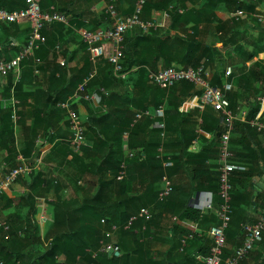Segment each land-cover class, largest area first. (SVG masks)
I'll list each match as a JSON object with an SVG mask.
<instances>
[{
    "label": "trees",
    "instance_id": "obj_1",
    "mask_svg": "<svg viewBox=\"0 0 264 264\" xmlns=\"http://www.w3.org/2000/svg\"><path fill=\"white\" fill-rule=\"evenodd\" d=\"M120 1H126L130 6L129 10L132 11L138 0H111L110 3L116 7L118 12V4ZM188 1L192 4L197 3L195 0H149L147 2L148 4L143 9L142 18L144 19V14L147 13L150 19V14L153 10L165 11L168 13V24L165 27H158L156 30L151 29L148 32H144L140 27H136L127 35L124 42V58L121 61L123 70L115 75L113 66L105 57L97 60L96 64L93 66L88 51V61L91 65L89 68L90 70L88 69L82 75H80L82 71H79L77 74L73 71L72 76L75 75L72 77L71 81L76 79L77 82L75 84L70 82L66 86H63L58 97H54L51 105L57 107L62 112H67L65 109L61 108L62 103L66 102L75 94L78 87L91 75L90 71L96 67V74L86 84L85 91L90 95L99 93L97 89V86H99L108 90L109 95L106 96L102 94L100 103H96L92 98L85 101L81 95V104L84 105V108L88 112H91L87 121H85L87 129L85 136L86 134L88 135V131L92 132L91 130H95V128H97L96 126L108 124V119H110L111 116L110 112H118V115L114 118V123L120 128L114 134L112 142V138H109L106 133L100 131L106 137L107 142L103 140L102 142L107 147L108 151L105 150V156L103 160L99 162L96 171V175L98 176V190L96 195L84 198L81 205L77 208L67 209L65 212L54 214V223L53 226L47 230V236L41 235L42 229L38 225L34 227L33 230H31V238L35 248L31 246L32 250L29 254H25V258L28 259L27 264H61L62 262L65 264H168L163 260L152 261L150 259L149 249L144 242V237H146L144 235L147 233L144 234V232L156 225L158 221L156 210L162 207L167 209L168 205L172 203L175 197L176 190L173 188L172 193L163 199L164 201L159 200V195L164 190L160 182L165 173L163 171V163L168 160H171L173 163L174 159L177 157L172 150L173 147H176L173 140L176 129L184 126V123L187 121L193 123L189 118H183V111L181 108L185 103V98L193 95L201 96L202 91L197 90L194 84L187 81H182L172 87L161 88L149 82V74L151 72H159L170 67L197 69L203 66L206 73H208L209 70L211 75L210 77L207 76V79L209 77L211 85L218 88L226 95L230 108L234 114L237 115L241 112L242 104L248 107L246 119L244 122L235 121L231 134V146L234 145L241 149L236 156L239 157V159L240 156L243 158L249 156L251 159L257 157L256 160L264 163V145L259 139V135L264 132H259L248 123V121L254 119L264 121V108H262L260 102V98L264 96V59H260V55L264 53V19H260L257 16V14H259L257 8L264 4V0H206L204 5L201 7L199 6L200 8H189L186 3ZM46 3L47 7H45ZM56 3H58L57 6L55 5ZM62 3L65 5H63L64 7H62V5L59 6V0H57V2L56 0H41V8L44 12H58L64 14L67 18H70L69 24L83 15L77 14V2L74 0ZM221 4H225L228 12L224 13L218 11L217 7ZM54 5L55 8L51 9V6ZM26 7V0H0V9L9 12L20 11ZM237 12L240 13L241 16L236 21V18L233 19L231 15ZM86 14L92 15L94 18L92 32L108 30L112 27V18L107 9L100 17L89 10ZM70 16H73L74 20H72ZM144 20L147 19L145 18ZM56 23L58 22L46 25L42 33L44 34L47 27ZM212 23H216L217 30L226 33L227 36H213L212 40H208L211 42L210 43L202 37L203 35L201 34L200 28L205 26V28H207ZM9 26L10 28L17 29L19 24L15 23ZM239 37L242 42L237 44L236 40ZM9 41L8 38L0 39V45L10 46ZM232 42H234L232 45L238 53L239 62H235L237 55H231L232 53L225 51L226 47ZM49 44L48 40H46L35 53H39ZM87 46L86 44V48ZM26 65L31 66L33 70L35 58H25L20 68L24 71V66ZM227 66L231 68V74L228 77L226 76ZM132 71L137 73V79L133 86H131L132 78L128 77ZM57 73L61 74L62 72L58 71ZM121 75L124 76L122 77ZM227 85H231V88L227 89ZM23 87L24 75L22 73L20 82L15 86V92L20 89L25 90ZM91 92L93 93L91 94ZM239 100H241V102ZM79 106V104L73 106V109L77 110V113L79 112ZM161 106L165 108V117L162 119L165 123V130L161 132L160 130L151 129L149 131L151 135L149 140H146L138 146V148L133 147L132 141L135 136L138 135L140 128L144 125L142 123L145 122L149 127L153 124L152 118L148 116H145L146 118L143 120L134 122L135 116L147 110L155 111ZM50 109L51 108L46 112L48 113L46 117L52 114V110ZM98 112H101V114ZM125 112H127V115ZM191 112L217 111H215L212 106H205L203 110L196 107ZM200 117L203 120V124L199 126L197 121H195L191 135L189 134L188 136V133L184 134L180 132L181 139H179V136L178 139L180 140L179 146L182 151L188 152L187 150L190 148L193 140L199 137L202 139L204 133H206L205 126L207 118H205L203 114H201ZM48 123L49 125L44 129L45 134L51 140L56 139V135H51V131L48 130L49 128L53 129L55 125L50 121ZM69 125L70 123L63 124L65 128ZM198 126L201 135L196 132ZM37 128L39 127H36V129ZM53 130L56 133L55 128ZM211 131L218 132L219 129L212 126L208 132L210 133ZM125 132L129 133L127 148L130 152L139 151H136L134 160L139 159L138 156H141V154L142 156L145 154L149 162L153 163L152 166L156 164L160 167V177L158 180L149 182L148 188H146L143 194H140L138 198L131 197V199L126 201L127 203L122 201L126 203L128 208H136V211L131 212L126 210L123 213L115 214L112 210L113 206L109 204L110 200L107 196V192L114 183L118 184L122 190L125 189L127 183L126 174L129 172L124 168L128 158L126 153L127 149L125 147L126 143L123 138ZM163 132H165V138L161 136ZM153 134H155V136H152ZM223 134L224 131H221L220 134H218V138L221 139ZM58 136L69 143L67 136ZM155 137L157 139H153ZM95 141L96 138L94 137V143ZM98 147L99 150H96L93 145L91 150L94 152L104 151L100 150V145ZM161 147H163L164 150L163 155H161L162 157L159 151ZM86 149L89 148L83 147V152ZM244 151L248 154L244 153ZM46 157L47 156H45V158L43 157V160H45ZM259 165L260 164H258L257 167L251 168L253 174L259 171H261L260 174L264 173V168ZM261 168L263 170H261ZM109 171H111L112 174L109 175ZM206 171L209 172V169L206 168ZM236 172L237 171H235L232 176H234ZM193 173L195 176L191 181L192 186L182 199L183 206L180 207V210L174 211L171 209L172 214L177 216L178 224L189 215V207L186 206V204L193 193L203 188H209L203 187L202 183L211 181L213 183L212 189L218 190L220 188L217 174L209 172L205 179L198 180L200 176L198 170H193ZM121 174H123V176L122 179L119 180L118 177ZM82 177V175L78 176L76 184L82 180ZM34 180L35 179H33V181ZM232 180L233 178L231 179L233 185ZM86 185L85 183V186ZM85 186L79 187L85 189ZM62 190L63 185L58 181L55 185V191L59 193ZM4 196L5 195H3V197ZM59 200L60 198H58V201ZM52 205L57 206L58 204L56 202ZM149 206L152 208L153 213L151 221L138 218L130 228H127L130 219L138 215L142 207ZM201 214V212L195 211L194 216L191 218L197 219V216L201 217ZM103 220L104 223L102 222ZM114 225L118 228L115 232L112 231ZM177 228L178 226H175L173 232ZM109 231L112 232V234L107 237ZM228 231V229L225 231L226 240H228ZM239 232L243 237L245 228L239 229ZM179 233V237H177L176 233L173 234V243L169 254L182 249V242L184 239H188L189 232L187 233L186 231L180 230ZM6 234L5 227L0 225V257L7 264H17L18 261L22 263L23 254L20 253V255H18V253L22 251L23 247L26 248L28 245L22 246L21 244L20 246H16L19 252L16 250L9 256L13 240L11 233H9V240H6ZM26 235V238H28V231H26ZM41 237L42 239L47 238L46 246L43 244L42 240L40 243H34V239L39 242ZM262 242H264V238ZM242 243L243 242L239 243L237 247ZM108 244H111L112 248L119 252V255L114 253L109 255V250L105 251ZM185 249L186 248H184L183 251H185ZM101 250H104V252ZM101 253H104L103 256H100ZM225 253V257H230L226 250ZM252 253L253 252H251V254ZM204 254H209V247L206 248ZM189 256L190 255L186 252L185 256L181 255L180 258H188L192 261V258ZM58 258L60 259L58 260ZM193 263L198 264L197 261Z\"/></svg>",
    "mask_w": 264,
    "mask_h": 264
},
{
    "label": "crops",
    "instance_id": "obj_2",
    "mask_svg": "<svg viewBox=\"0 0 264 264\" xmlns=\"http://www.w3.org/2000/svg\"><path fill=\"white\" fill-rule=\"evenodd\" d=\"M67 1L69 0H59V6L62 5V7H64L65 5L62 2L65 3ZM74 1L77 2V14L83 15L75 20L73 16H70L74 21H71L72 23L68 25H63L61 22H58L45 29L43 35L46 36L50 44L44 47L39 53L30 56L32 59L38 58L41 60L40 63H37L35 60V66H33L34 71L31 66L26 65L24 66V71L21 68L19 72H11L6 77L0 76V179H2L9 171L20 165L23 160L31 161L33 159L34 154L36 151L38 153L40 147L37 145L39 137H43L45 140L44 150L46 152L44 158L47 156L34 172L35 174L21 176L16 184H14L0 200V220L9 228L8 230H5L7 233L6 240H9V233H11L13 240L9 256L17 250L18 247L16 246H20L21 244L22 246L28 245L26 248L23 247L21 252L17 250L19 252L18 255H20V253L23 254L22 263H20L21 261H18L17 264H27L28 259L25 258V254H29L32 247L35 248L31 238V230H33L34 227H37L38 225L42 229L41 235L47 236V230L52 227L54 223V214L65 212L67 209L77 208L81 205L84 198L96 195L98 190V176L96 175V171L99 162L103 160L105 156V150L108 151L107 147L102 142V140L107 142L106 137L100 131L106 133L109 138H112V142L114 134L120 128L114 123V118L118 115V112H110L111 116L110 119H108L109 123L96 126L97 128L91 130L92 132L88 131V135L86 134L85 136V144L79 151H76L71 144L73 134L70 125L66 128L63 126L65 123H70L67 112H62L57 107L51 105L54 97H58L63 86H66L70 82L72 84L77 82L76 79L71 81L72 77L75 75L72 76L73 71L76 72V74L79 71H82V73H80V75H82L91 67L88 61V46L86 48V43L82 35L85 32H92L91 30L94 27V18L92 15L86 14L87 11L89 10L100 17L107 9V3L111 4V0ZM195 1L197 2L196 4H192L189 1L186 3L189 8H200L206 3V0ZM57 4L58 3L55 5L57 6ZM55 5L51 6V9L55 8ZM45 7H47V3ZM129 7L130 6L126 1H120L118 4L120 15L124 18L129 17L134 13L135 7L134 10L131 9L132 11L129 10ZM217 9L220 12H228L225 4L219 5ZM257 10L259 12L257 16L260 19H263L264 4L258 7ZM237 13L231 15L233 19L236 18ZM145 18L147 19L145 21L155 20L159 27H165L168 24V13L165 11L153 10L150 14V19L147 13L144 14V19ZM69 19L70 18H68V20ZM237 20L238 19L236 18V21ZM18 24V28L15 29L10 28L8 24H4L0 21V39L8 38L10 40V46L0 45V61H11L16 59L19 53L23 50L22 48L24 45L27 44L29 40L32 33V23L23 22ZM216 26V23H212L207 28H205L206 26L200 28L201 34L203 35L202 37H204L207 42H210L208 40L213 36H227L226 33L218 31ZM236 42L237 44L242 42L240 37ZM233 43L234 42L228 45L225 51L232 53L231 55H237L235 62H239V56L235 47L232 45ZM58 46H62L60 51L57 49ZM62 60L66 61L65 66L61 65ZM96 62L91 60L93 66ZM95 68L96 67L90 71V74L94 73V76L96 74ZM58 71H61L62 73H57ZM229 71H231V68L227 66V77L231 74H228ZM22 73L24 75L23 88L25 90L20 89L15 92V86L20 82ZM56 73L57 75L55 76ZM207 75L209 77L211 75L209 70ZM121 76L123 77L124 75ZM128 77L132 78L131 86H133L137 79V73L132 71ZM230 88L231 85H227V89ZM97 89L99 90V93L92 94L93 92H91L92 95L87 93L84 89L82 92V98L86 101L91 98L93 99L95 94L100 96H102V94H105L106 96L109 95L108 90L99 86H97ZM196 89L201 91L197 86ZM200 97L201 96L193 95L185 98V103L181 108L183 111V118H189L193 123L187 121L184 123V126L176 129V132L174 133L175 135L173 136L176 147H173L172 150L177 157L174 159L173 163L171 160L163 163V171L165 173L160 182L162 189L164 190L160 193L159 200L164 201L163 199L172 193L173 188H175L176 193L172 203L168 205L167 209L162 207L156 210L158 219L156 225L150 230L148 229L144 232V234L147 233L144 235L146 236L144 237V242L147 244L150 252V259L152 261L163 260L168 264H194L193 262L197 261L199 264L201 258L207 256L204 254L207 247H209L210 251L211 240L208 236L209 229L213 226H218L221 223L218 216V210L222 201L219 197V189H212L213 183L211 181L202 183L203 187L209 188H203L193 193L186 204V206L189 207V215L181 220L179 224L177 223V216L171 212V209L174 211L180 210V207L183 206V196L189 191L192 186L191 181L195 176L193 170H198V173L200 174L198 180L205 179L209 172L215 173L219 176L218 168L221 139L218 138V134H220L221 131H225L224 119L221 112L214 108L213 109L217 112H191L196 107H199L201 110L205 109ZM80 100L74 102L73 106L75 104L80 105L78 115L85 126V121H87L91 112H88L84 108V105L81 104ZM239 101L241 102V100ZM161 107L165 110L163 106ZM49 108H51L50 110H52V114L47 116L49 118L48 120L46 117L48 113L46 112H48ZM262 108H264V100L262 101ZM157 110H147L150 112V116L148 117L152 118L153 124L149 127L145 122L142 123L144 125L140 128L138 135L135 136L132 141L133 147L138 148V146L146 140H149L151 136L149 131L151 129L160 130L161 132L165 130V123L162 120L165 117V112L164 117L161 118L156 116ZM247 111L248 107L242 104L241 112L238 114L239 119L237 121L244 122L241 116L243 112L247 113ZM145 112L138 113L135 116L134 122L146 118ZM98 113L101 114V112ZM125 113L127 115V112ZM14 114H16L17 119L13 118ZM201 114L207 118L205 126L206 133H204L202 139L199 137L193 140L190 148L187 150L188 152L182 151L179 146V139H181L180 132H183L184 134L188 133V136L189 134L191 135L195 121H197L199 126L203 124V120L200 117ZM49 121L55 125L54 128L56 133L53 130L54 128H49L48 130L51 131V135H56V139L51 140L45 134L44 129L49 125ZM158 122L164 126L158 127ZM199 126L196 130L197 133H199ZM212 126H215L219 131H211L209 133L208 131ZM36 127L39 128L36 129ZM86 130L85 126V132ZM164 133L165 132L162 133V137H164ZM58 135L61 137L67 136L69 143L64 139L59 138ZM199 135L201 134L199 133ZM152 136H155V134ZM94 137L96 138L95 143ZM123 138L126 143L125 147L128 155L124 167L129 172L126 174L127 183L124 190H122L118 184L114 183L111 189L107 192V196L110 200L109 204L113 206L112 210L115 214L123 213L126 210L131 212L136 211V208H128L126 206V201L131 199V197L138 198L139 195L143 194L146 188H148L149 182L152 180H158L160 177V167L156 164L152 166L153 163L149 162L145 154H143V156L141 154V156H138L139 159L134 160L136 151L138 150L130 152L127 148V142L129 140L128 132L123 134ZM153 139L157 138L155 137ZM259 139L264 145V133L259 135ZM93 145L96 150H99L98 146L100 145V150L104 151L94 152L91 150ZM83 147L89 149H86L83 152ZM232 149L235 153V160L239 163L240 169L237 170L234 176H232V219L227 228L229 231L225 248L228 252V256H231L237 245L243 242L244 234L242 237V235L239 234V229L255 225L260 218L264 205V173L260 174L261 171H259L254 172L253 174L251 171V168L257 167L258 164H260V167L264 168V163L256 160L257 157L251 159L249 156L244 158L240 156L239 159L236 154L240 152L241 149L234 145H232ZM159 151L160 156L163 155V147H161ZM244 153L248 154L245 151ZM206 168L209 169V172L206 171ZM262 168L261 170H263ZM110 174H112L111 171H109V175ZM79 175H82L83 177L78 184L79 186H85L86 183L87 185L85 186V189H81V187L76 184ZM122 176L123 174L119 175L118 179H122ZM33 179L35 180L33 181ZM58 181L63 185V190L59 193L55 191V185ZM168 183L172 187V191L168 196L162 198L161 195L167 188ZM201 191L212 192L214 200L213 209L201 212L194 207L195 197L198 192ZM58 198H60L59 201ZM122 201H125L126 203H123ZM56 202L58 205L53 206L52 204ZM142 208H147L150 213L153 214L150 206ZM140 210L138 214L140 213ZM195 211L201 212V217L196 215L197 219L191 218L194 216ZM175 226H178V230L176 229L173 232ZM180 230L186 231L187 233L189 232V235L195 233L197 236H195L194 239H184L186 241L185 244L182 242L183 248L169 254L173 243V234L176 233L177 237H179L178 234H180ZM26 231H28V238H26ZM41 240L46 246L47 238L42 239L41 237L39 242L34 239V243H40ZM107 248H109V255H112L113 253H110V250L114 249L112 248V245L108 244ZM184 248H186L185 251H183ZM101 251L104 252V250ZM186 252L190 255L189 257L192 258V261L188 258H180L181 255L185 256ZM103 254L104 253H101L100 256H103ZM225 255L226 253H224V256ZM241 264H264V242L256 244L253 253L245 258Z\"/></svg>",
    "mask_w": 264,
    "mask_h": 264
},
{
    "label": "built area",
    "instance_id": "obj_3",
    "mask_svg": "<svg viewBox=\"0 0 264 264\" xmlns=\"http://www.w3.org/2000/svg\"><path fill=\"white\" fill-rule=\"evenodd\" d=\"M108 1V0H107ZM149 0H138L133 15L129 17H123L119 14L116 7L113 4L107 3V10L112 18V27L108 30H100L98 32H85L83 33V39L88 45V51L91 56V60L96 62L100 58H107L108 62L113 66L115 74H119L123 67L121 61L124 58V42L127 35L136 27H140L144 32H148L151 29H157L159 25L155 20L145 21L142 18L143 9ZM27 7L20 11L9 12L4 9H0V21L4 24H15L30 22L32 23V33L29 40L23 50L19 53L18 57L11 61L0 62V76L6 77L11 72H19L21 69V63L25 58L35 55V51L40 49L41 45L47 40L46 36L43 35L42 31L46 25L53 24L54 22H61L68 25L69 20L64 14L54 12H44L41 8V0H26ZM240 13H237L236 18L240 17ZM57 49L60 51L61 47ZM37 63L41 60L35 58ZM62 66L66 65V61L62 60ZM231 71L228 72V74ZM94 76L92 73L86 78L81 84L76 93L66 102L62 103L61 108L65 109L68 114L70 121V128L72 130L71 144L74 150L79 151L80 148L85 144V126L83 121L79 118V115L75 109H73V103L81 99L82 92L85 89L86 84ZM207 73L203 66L193 69H183L177 67H170L159 72H151L149 74V82L153 85L161 88H168L174 86L178 82L187 81L201 89V102L204 106H212L215 110L220 111L225 124V131L221 138V150L219 157V197L222 201L218 210V216L220 224L213 226L208 231V236L211 240V247L209 254L201 258L199 264H240L245 258H247L251 252L254 251L255 245L261 243L264 238V206L260 215L259 220L253 226H246L244 233V240L239 245L233 255L225 257L226 248V236L225 231L231 222V191L233 185L231 182L232 175L235 171L240 169L239 164L235 160V154L231 146V134L234 127V122L239 119V115L234 114L230 108L229 101L225 94L218 88L211 85L209 79H207ZM93 99L99 103L101 96L95 94ZM264 100V96L260 98V102ZM146 116H150V112H145ZM157 117H164V109L161 107L156 111ZM14 119H17L16 114L13 115ZM242 120L246 119V113L243 112L241 116ZM252 128H256L259 132H264V121L251 120L248 121ZM158 127L164 125L160 122L157 123ZM38 153L34 154L31 161L23 160L13 170L9 171L2 179H0V199L5 195L10 188L16 184L18 179L23 175H32L39 165L43 162L45 154L44 146L45 140L43 137L38 138ZM47 143V142H46ZM172 191V187L168 183L167 188L162 193L161 197L168 196ZM194 207L203 212L205 210H211L214 207V200L212 192L201 191L195 197ZM138 218H143L146 221H150L152 214L147 208H142L140 213L133 216L127 228H130ZM104 223V220L102 221ZM0 225L8 230V226L1 222ZM117 226L112 227V231L117 230ZM137 231V230H136ZM112 232L107 233L109 237ZM197 236L195 233H191L188 238L194 239ZM184 240V244H185ZM109 248H106L108 250ZM60 258H58L59 260ZM0 264H7L0 257ZM61 264H65L62 262Z\"/></svg>",
    "mask_w": 264,
    "mask_h": 264
},
{
    "label": "rangeland",
    "instance_id": "obj_4",
    "mask_svg": "<svg viewBox=\"0 0 264 264\" xmlns=\"http://www.w3.org/2000/svg\"><path fill=\"white\" fill-rule=\"evenodd\" d=\"M263 19H264V17H263ZM209 39L212 40V37ZM260 59H264V53L260 55Z\"/></svg>",
    "mask_w": 264,
    "mask_h": 264
},
{
    "label": "water",
    "instance_id": "obj_5",
    "mask_svg": "<svg viewBox=\"0 0 264 264\" xmlns=\"http://www.w3.org/2000/svg\"><path fill=\"white\" fill-rule=\"evenodd\" d=\"M110 253H111V254H112V253H115L116 255H118V252H115L114 249H111V250H110Z\"/></svg>",
    "mask_w": 264,
    "mask_h": 264
}]
</instances>
